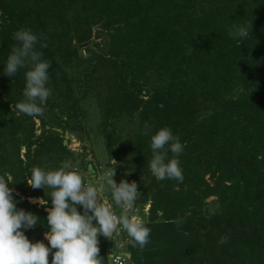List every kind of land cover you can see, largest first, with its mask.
Segmentation results:
<instances>
[{"label":"trees","instance_id":"obj_1","mask_svg":"<svg viewBox=\"0 0 264 264\" xmlns=\"http://www.w3.org/2000/svg\"><path fill=\"white\" fill-rule=\"evenodd\" d=\"M234 21H250L251 36L242 43L228 34ZM93 27L106 39L87 44L82 54L79 47ZM20 28L44 38L37 49L51 62L57 95L65 64L92 62L107 72L101 119L110 158L122 150L113 141L112 119L123 115L137 124L132 148L139 161L151 157L149 137L140 130L145 122L153 132L169 127L184 144L183 180L153 177L146 187L152 195L144 223L150 235L143 248L130 242L132 264H264V0H0V61ZM23 71L12 79L0 75V176L9 174L16 208L41 220L24 232L26 238L47 245L41 238L46 212L27 199L48 196L25 178L34 166L44 169L67 157L57 131L73 130L76 104L58 111L46 102L45 112L66 118L50 127L42 116L19 114ZM145 79L153 82L146 85ZM33 118L41 122L39 135ZM121 179L137 183L134 175L117 183ZM209 197L220 213L205 217L200 207ZM98 241L99 258L107 264L106 238ZM48 259L50 264L51 254Z\"/></svg>","mask_w":264,"mask_h":264},{"label":"clouds","instance_id":"obj_2","mask_svg":"<svg viewBox=\"0 0 264 264\" xmlns=\"http://www.w3.org/2000/svg\"><path fill=\"white\" fill-rule=\"evenodd\" d=\"M228 34L237 43H242L251 36L250 21L232 22ZM11 39L14 43L0 61V75L12 79L24 70L23 99L15 104V109L28 117H41L51 94L47 86V69L51 62L37 49L38 41L44 38L31 28H20L12 33ZM39 47L47 45L40 43ZM140 130L149 137L151 157L147 167L151 175L158 181H182L179 156L184 144L179 137L167 126L153 132L147 122ZM113 164L104 174L103 183L95 186L85 183L77 170H68L67 164H61L55 170L46 171L36 166L30 169L25 183L32 189L50 190L47 199L38 201L41 206L51 201V207L45 209L47 231L43 240L47 245L26 238L24 232L41 220L30 211L16 208L17 201L9 187L13 184L11 178L7 173L0 176V264H49L50 254V264H102L98 257V236L108 239L119 236L121 231L130 238L133 247L143 248L148 243L150 229L136 213L135 205L140 195L137 183L125 179L117 183L113 179L115 161ZM102 194L107 195L106 202L101 201ZM116 209H120L119 214Z\"/></svg>","mask_w":264,"mask_h":264},{"label":"rangeland","instance_id":"obj_3","mask_svg":"<svg viewBox=\"0 0 264 264\" xmlns=\"http://www.w3.org/2000/svg\"><path fill=\"white\" fill-rule=\"evenodd\" d=\"M105 39V32H101V29L98 27H93L92 37L87 43L79 47V52L84 54L82 50L87 44L93 45L94 43H99L103 45ZM94 50L98 53L96 47ZM61 71L63 72L64 80L62 77L60 78L62 81V89L59 92L60 94H58L59 96L51 88V77L49 74L47 86L51 89V94L47 102L52 101L58 111H63L64 106L67 104L69 106L75 102L77 116L74 113V117L76 118L75 120L73 119V122H70L69 127L73 129L72 131H57L62 139L65 140L64 145L68 151L67 157L60 162L54 161L44 164V170H55L61 164H67L68 170H77L85 183H92L95 186L98 183H103L102 178L104 174L114 166L113 161H115V174L113 179L116 182L120 177H126L128 175H134V178L137 180V190L140 195H138L135 205L136 213L142 219L143 223H147L149 220V208L152 195L146 194V187L153 179V176L147 167L149 159H141L139 161L138 155L134 154L135 151L132 148L137 135V124L132 123L125 115L112 119L113 141L117 147L121 146L120 148L122 150L119 152L117 158H110L106 152L101 119V107L104 102V97L108 94L110 88L104 82L106 81L107 72L102 68L94 67L92 62L90 64H83L79 61H72L61 66ZM144 82L148 85L153 82V79L150 82L145 79ZM51 114L44 111L42 116L46 127H50L53 122L61 123V121L63 122L66 119L64 118L60 121L52 117L54 115ZM33 121L35 135H39L42 129L41 122L36 118H33ZM23 153V150H21V155ZM138 165L144 167V172H136ZM207 181L211 183L208 179ZM49 191L48 188H44L43 190L47 196ZM100 198L102 202L108 200L105 194H102ZM27 200L30 204L43 209L44 212H46L45 209L51 207L48 204L43 206L39 205L38 201L40 198H28ZM201 204L202 216L206 217L220 213V206L215 197H209ZM119 211L120 209H116L117 214H119ZM43 234H41L42 239ZM130 242V238L121 231L119 236L113 235L108 239L106 238L105 252H126ZM100 253L101 250L99 249L98 257H100ZM104 257L107 260V254Z\"/></svg>","mask_w":264,"mask_h":264},{"label":"built area","instance_id":"obj_4","mask_svg":"<svg viewBox=\"0 0 264 264\" xmlns=\"http://www.w3.org/2000/svg\"><path fill=\"white\" fill-rule=\"evenodd\" d=\"M107 264H132L128 252H112L107 253Z\"/></svg>","mask_w":264,"mask_h":264}]
</instances>
